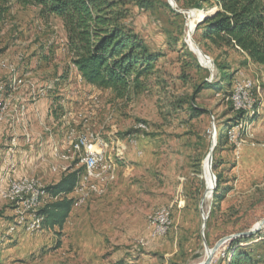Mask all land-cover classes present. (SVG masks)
<instances>
[{"label":"rangeland","instance_id":"rangeland-1","mask_svg":"<svg viewBox=\"0 0 264 264\" xmlns=\"http://www.w3.org/2000/svg\"><path fill=\"white\" fill-rule=\"evenodd\" d=\"M153 2L150 9L138 3L132 6L126 24L159 56L157 70L143 90L117 100L109 90L79 84V78L83 79L75 75L59 19L46 22L35 8L0 0V7L6 8L0 21V55L20 62L19 71L29 72L30 78L37 73L50 79L47 84L61 83L59 98L66 105L61 114L75 131L100 133L108 140L117 175L121 168L113 195L103 201L92 202L93 198L73 209L63 229L30 233L19 227L18 208L1 192L0 264H199L207 257L205 240L212 249L220 240L249 232L264 221V70L245 54L217 51L206 43L204 27L198 24L205 11L178 6L176 0L174 7L169 0ZM192 43L211 59L212 68L200 63ZM17 66L9 63L8 67L15 74ZM221 66L234 76L230 86L222 81ZM240 80L253 85L251 110L235 106ZM13 81L22 83L17 78ZM217 82L223 91L209 89ZM0 86L7 90L9 85ZM5 94L0 93L4 120ZM80 97L82 104L91 105L93 98L99 106L104 104L108 120H79L71 109L81 105ZM232 131L240 150L229 137H225L227 145H220ZM214 140L213 166H218L222 184L230 192L215 219H211L213 196L204 201L208 218L203 231L201 202L207 186L202 168ZM74 160V170H82L80 160ZM113 175L115 179L104 186L107 192L117 182ZM163 209L172 225L153 239L155 217ZM230 242L213 264H223ZM260 242L256 239L248 245L254 260L264 264Z\"/></svg>","mask_w":264,"mask_h":264},{"label":"trees","instance_id":"trees-1","mask_svg":"<svg viewBox=\"0 0 264 264\" xmlns=\"http://www.w3.org/2000/svg\"><path fill=\"white\" fill-rule=\"evenodd\" d=\"M22 8H35L39 17L48 21L57 18L62 22L67 38V49L73 66L86 85L101 91H111L117 100L143 90L158 67L159 56L149 50L143 39L126 24L130 9L140 4L146 9L154 6L153 0H6ZM178 6L205 11L199 22L203 29V40L217 50H234L245 54L250 62L264 70V0H176ZM169 8L170 6L167 5ZM215 8L214 14L207 12ZM6 8L0 7V21ZM222 81L232 84L233 74L226 67L218 69ZM209 89L223 91L221 82L211 84ZM243 113H239L242 119ZM238 123V122H237ZM222 137L220 145H227ZM225 138V139H224ZM228 141L230 142L229 138ZM218 179L213 194L211 219L222 210L229 188ZM79 172L69 170L61 181L47 187L48 202L37 212L42 219V229H63L73 212L70 195L77 188ZM77 185V186H76ZM261 239L264 232L230 242L223 264H258L254 260L249 242Z\"/></svg>","mask_w":264,"mask_h":264},{"label":"crops","instance_id":"crops-1","mask_svg":"<svg viewBox=\"0 0 264 264\" xmlns=\"http://www.w3.org/2000/svg\"><path fill=\"white\" fill-rule=\"evenodd\" d=\"M3 61L8 64L2 65ZM9 63L18 65L17 73L11 72ZM20 65L17 60L0 55V83L9 85L7 90L5 86H0V93L6 92L5 120L3 117L4 121L0 123V188L2 191L7 190L10 182L15 179L36 178L47 186H53L58 184L69 170L75 172L72 165L75 160L71 157L67 141L68 131L74 130V127L70 126L66 116L61 114L66 106L59 98L61 83L47 84L50 79L37 73H31L32 78H30L29 72L19 71ZM74 71L79 77L77 70ZM16 78L22 83H14L13 80ZM31 84H34L33 88ZM82 99L80 97L77 100L81 105L72 108V112L88 110L92 122L102 119L105 123L108 120L110 113L105 114L104 104L100 106H94L93 103L82 104ZM112 152L107 156V167L115 173L117 182L116 180L113 182L116 183L109 187L108 192L107 189L105 190V194L107 192L105 196L101 198L95 196L92 202L103 201L116 191L121 168L118 169L117 175L116 166L111 159ZM77 172L80 175L83 169Z\"/></svg>","mask_w":264,"mask_h":264},{"label":"bare ground","instance_id":"bare-ground-1","mask_svg":"<svg viewBox=\"0 0 264 264\" xmlns=\"http://www.w3.org/2000/svg\"><path fill=\"white\" fill-rule=\"evenodd\" d=\"M204 16L200 20H203ZM199 20V22H200ZM193 31V28L190 29ZM193 53L197 56L200 63L206 68H212V61L204 53H202L199 48L192 43L191 45ZM253 90L252 84H245L241 86V95H236L235 92V104L238 106V109L251 110L252 101L251 91ZM237 91V90H236ZM250 92V94H248ZM244 95V96H242ZM3 107V106H2ZM5 111V108L1 109ZM245 112V111H242ZM246 113V112H245ZM3 113L0 114V122L3 120ZM67 141L70 146V154L73 159H79L82 164L83 172L80 176L77 188L70 195V199L73 201V209H78L84 203H81L79 206H76V193L75 191L79 190V185L81 183L82 187H89V178L90 173H94L95 168V159L88 158L90 156L89 145H83L84 140H90L93 136L94 145L96 147H101L100 153V164L101 167H107V156L112 152V144L106 140L100 133L86 131L84 133L77 132L75 130L68 131ZM233 136V137H230ZM230 142L234 144V141L237 142L235 131L229 132L228 135ZM67 143V144H68ZM213 145L216 146V140H214ZM68 146V145H67ZM211 159L207 156L205 164L203 166L204 178L206 183L207 192L205 194V200L211 197V190L214 185V179L211 175L210 170ZM115 179L113 173L107 167L104 171L103 185L100 187V192H86L84 193V200H91L95 196L102 197L105 194L107 182ZM14 182L9 185L7 190H3L2 198L15 205L18 208V213L20 215L19 220H17V225L19 227L25 228L30 233L39 232L42 230V219L38 218L37 212L43 207V203L48 199L47 186L41 180L36 178H25L21 180H12ZM44 188V189H43ZM24 195V198H23ZM30 219V225L27 224V220ZM155 226L161 225V234L156 236L163 235L170 230L172 225V220L169 216V213L166 209L159 211L155 217ZM10 231H15V228H11ZM205 260V259H204ZM203 262L199 264H203Z\"/></svg>","mask_w":264,"mask_h":264},{"label":"built area","instance_id":"built-area-1","mask_svg":"<svg viewBox=\"0 0 264 264\" xmlns=\"http://www.w3.org/2000/svg\"><path fill=\"white\" fill-rule=\"evenodd\" d=\"M2 64H8V63L2 62ZM79 84H85L84 81H81V78H79ZM0 85H2V82L0 83ZM241 85H243V81L240 80L239 85H238V89H237V91H235L236 95H241ZM248 94H250V92H248ZM242 96H244V95H242ZM93 100H94L92 102L93 105H99V101L96 100V98H93ZM232 105H235V104L232 103ZM235 106L237 107V110H238V106L237 105H235ZM238 112H240V111H238ZM76 113H77L78 119L87 118V122H90V117H89L90 112H88V110H82L79 112L77 111ZM230 137H233V136H230ZM234 144L237 145V142L234 141ZM83 145H89L90 156L88 158H94L95 159V168H94V173H90L89 187H82L81 183H80L79 190L75 191V193H76V206H79L81 203H88V200H84V193H86V192H100V187H101V185H103L104 171L107 168V167H101V164H100L101 147H96L94 145L93 136L90 140H84ZM237 148L240 150L241 146L237 145ZM140 153H142V152H139V155H140ZM13 183L14 182H10V186ZM1 191H2V189L0 190V194H1ZM23 198H24V195H23ZM158 234H161V225L160 224L152 229L150 237L153 239H156V235H158Z\"/></svg>","mask_w":264,"mask_h":264},{"label":"water","instance_id":"water-1","mask_svg":"<svg viewBox=\"0 0 264 264\" xmlns=\"http://www.w3.org/2000/svg\"><path fill=\"white\" fill-rule=\"evenodd\" d=\"M169 2H170V5L172 7L175 6V0H169ZM215 147L216 146H214V145L212 146V148L210 150V153L208 155L209 158L211 159L210 170H211V175H212V177L214 179V185H213L212 190H211V197L213 196V194H214V192L216 190V187H217V183H218V179H217L216 175L213 172V153L215 151ZM204 201H205V197L202 199V202H201V210H202V214H203V231L206 228V221H207V218H208L203 212ZM263 227H264V221H262L260 224H258L254 229H252L249 232H245V233L239 234L237 236H232V237H228V238L220 240L212 249H210L208 247L207 242L205 240L204 243H205L206 249H207V257H206V259H205L203 264H213L217 253L220 251V249L228 241H233V240H236V239H239V238H249V237L255 236V235H257V234H259L261 232L260 230H262Z\"/></svg>","mask_w":264,"mask_h":264}]
</instances>
